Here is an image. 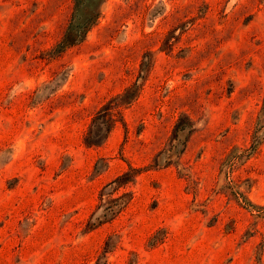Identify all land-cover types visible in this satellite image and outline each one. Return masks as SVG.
<instances>
[{
	"label": "rangeland",
	"instance_id": "1",
	"mask_svg": "<svg viewBox=\"0 0 264 264\" xmlns=\"http://www.w3.org/2000/svg\"><path fill=\"white\" fill-rule=\"evenodd\" d=\"M79 4L0 0V264H264V0Z\"/></svg>",
	"mask_w": 264,
	"mask_h": 264
},
{
	"label": "trees",
	"instance_id": "2",
	"mask_svg": "<svg viewBox=\"0 0 264 264\" xmlns=\"http://www.w3.org/2000/svg\"><path fill=\"white\" fill-rule=\"evenodd\" d=\"M81 0H75L76 3V9L73 11L72 15V21L69 24L66 35L60 42V46L64 47L66 45L72 44L77 40H80L82 38V34H85L87 32V29L92 25L95 18L97 17V12L94 14H87V15H81L79 13V6ZM121 95H118L116 97H119Z\"/></svg>",
	"mask_w": 264,
	"mask_h": 264
}]
</instances>
